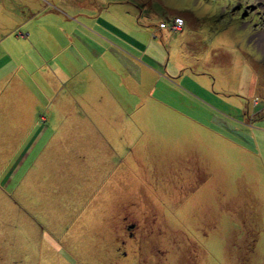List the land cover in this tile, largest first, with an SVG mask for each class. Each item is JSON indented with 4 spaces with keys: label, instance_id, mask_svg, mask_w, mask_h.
Wrapping results in <instances>:
<instances>
[{
    "label": "rangeland",
    "instance_id": "1",
    "mask_svg": "<svg viewBox=\"0 0 264 264\" xmlns=\"http://www.w3.org/2000/svg\"><path fill=\"white\" fill-rule=\"evenodd\" d=\"M159 1L176 9L178 15L184 12L196 29L185 21L184 32L175 33L181 29H171L170 21L155 12L154 18L139 22L137 13L143 10L136 0H0L4 8L0 23L29 33L25 59L37 73L39 68L47 72L46 84L41 82L40 88L38 81L30 83L37 103L32 101L23 115L13 109L16 124L24 129L0 125L4 138L0 143V195L6 197L15 187L5 178L18 162L24 168L13 177L31 171L25 182L27 201L38 200L45 191L58 208L61 205L71 214V223L88 238L84 244L78 237V244L69 233L63 237L56 231L64 243V248L56 249L47 242L55 228L47 221H43L45 227H38L18 207L13 213L25 221L17 229L1 226V252L12 244L16 254L32 257L26 264L40 263L43 255L44 264H58V255L69 249L82 252L74 260L77 264H264V0ZM35 12L41 18L28 21ZM99 15L120 23L131 36L142 41L149 38L157 46L151 47L153 55L163 61L162 70L175 83L172 99H165L172 111L161 104L157 112L147 110L143 99L134 112V134L125 138L127 151L130 142H136L134 151L140 153L133 166L149 185L143 208L138 204L139 185L135 193L127 192L124 201L117 194L108 201L103 183L104 175L108 179L111 173L102 169L109 152L104 138L108 132L103 126L74 125L76 116L68 113L66 104L61 105L63 96L71 98L68 93L75 92L72 80L61 78L56 66L64 76L77 77L82 65L104 61L92 52L100 42L94 45L90 32L103 33L96 25ZM161 22L167 29H159ZM43 28L46 32L42 34ZM13 29L0 32V40L11 38ZM95 49L105 57L114 56V49L106 44ZM16 51L15 59L22 54ZM93 66L106 75L97 63ZM187 85L194 92L185 90ZM242 137H251L253 143ZM242 144H248L254 156ZM156 167L165 179L183 176L173 181L178 192L173 188V195L156 193L155 177H151L159 173ZM92 173L94 179L89 178ZM138 179L130 181L140 183ZM170 187L166 183L162 190ZM160 199L165 200L163 208L151 209L149 202L159 206ZM46 209L45 203L34 207L32 215L50 216L51 209ZM254 237H258L256 243ZM43 240L45 247L40 245Z\"/></svg>",
    "mask_w": 264,
    "mask_h": 264
},
{
    "label": "crops",
    "instance_id": "2",
    "mask_svg": "<svg viewBox=\"0 0 264 264\" xmlns=\"http://www.w3.org/2000/svg\"><path fill=\"white\" fill-rule=\"evenodd\" d=\"M147 7L149 11L144 8L142 9L143 11L141 10L143 13H137V19L139 22L145 18H154L152 14H160L159 11L156 10L157 8L153 9L154 7L151 5ZM3 10L4 8L0 7V15H4ZM38 14L39 12H35L32 17L29 15L28 21L41 18ZM172 22L174 21H170V25ZM184 22L187 23L185 25H188L192 29H196L193 21L191 22L187 17H184ZM96 23L103 33L100 31H96V33L90 32L91 41L94 45L96 41L100 42L96 43L92 52L104 61L95 59L88 65H82L76 74L77 77L64 76L61 68L58 67V65L56 66L57 73L61 78L65 77L68 80H72V90L75 92L73 94L68 93L71 98L61 96V105L64 106L66 104L64 107L68 108V113L72 116H76V122L74 125H80L82 128H88L90 126L93 129L94 125L97 129L99 127L102 129L103 126V129L108 132V137L103 136L108 143L109 152L108 155L103 158L104 165L102 166V169L109 170L111 173L108 179L106 175H104L106 181L103 183V193L105 192L108 196V201L111 200L113 194L121 195L122 198L120 200L124 201L128 196L127 192L130 191L135 193L138 188L137 185H139L140 188L138 192L141 196L138 204L143 208L144 205L141 203H146L144 199L146 197L145 195L148 194L146 189L149 185L144 184L141 179L143 176L138 172V168L133 166L134 163H138L137 160L139 158L137 155L140 153L139 151H134L136 142L131 141L129 144L130 149L127 151L124 149V146L128 143L125 138L126 135L133 136L134 134L135 129L132 124L134 112L140 107L139 105L142 104L143 99L145 100L147 110L150 109L151 111L157 112V108L160 104L162 108L171 110V106L166 101V98L172 99V90L175 83L173 82L172 77L162 70L164 65L163 61L161 59L160 62L157 61L156 56L153 55V49H151V47L154 45V47L157 48V46L152 42H149V38L142 41L138 37L131 36V33L127 32L119 25L120 23H117L114 20H109L103 15H99L96 18ZM77 25L81 27V25ZM185 25L180 32H173L183 33ZM9 29L13 28H7L0 23V32ZM159 29L162 31L167 29V26L165 28L159 27ZM27 30L29 31V28H27ZM43 31L46 32V29L43 28L40 30L41 33ZM12 32L15 34H12L11 38L4 37L0 40V47L4 50L1 49L3 56L1 57L2 59H0V125H4L9 129L10 125H13V129L23 130L24 127L15 122L17 121V118L13 113V111H15L13 109L17 108L18 115H23L26 114L27 110L30 108L32 101L37 103L35 93L33 92L32 95L30 83L38 81V86L41 82L46 84V77L44 76L47 72L43 68H39L37 73L35 66L32 67L30 61L25 59V56L29 55V46L27 44L29 33H23L19 28L13 29ZM110 34H112L113 37L110 36ZM21 42H24V44H20ZM100 44H106L110 48H113L114 56L110 55V57H105L104 54H100L102 52L97 54L95 47L99 48ZM16 50L22 54L15 59L14 56L18 55ZM170 53H172L171 49ZM55 62H58L61 66V62L57 60V57L55 58ZM95 63H97L98 68H103L104 71L106 70V75L98 73L97 69L93 66ZM41 71H43L42 76ZM79 75H81V77ZM189 81H186L185 83L190 84L191 81ZM57 83L61 85V82ZM187 86L192 88L191 85ZM187 86H184L185 90L194 92L193 88L190 89ZM77 93L81 95L83 94V97L80 98ZM5 104L7 106L3 107ZM56 108H60L58 103L56 104ZM10 116H12L11 120ZM80 116L82 117L80 118ZM77 117H79V119H77ZM186 118L188 119L189 117L186 116ZM167 120L168 119H165V121ZM113 131L115 133H113ZM242 138H246L245 141L253 143L251 137ZM3 141L4 138L0 137V143ZM170 142L171 140H168V147L171 146ZM236 145L238 146L237 143ZM239 146L249 152L248 144H242ZM249 153H251V156H254L253 149ZM243 154H245L244 151ZM170 158L174 160V157ZM44 166L45 163L43 167ZM20 168L22 169L24 167L17 162V164L11 168L9 175H6L7 177L5 178L6 182L9 181L8 185H10V187L12 185L15 187L10 191H7L6 197L0 195L4 201V204L0 206V230H2L1 226L11 229L12 227L14 229L21 227L25 220L21 221V219L16 218L15 213H13V210H15L14 208L20 207L32 218V220L36 221L38 227H45L46 225L43 221H47L49 226L55 228V232L50 233L47 237V242H49L54 248L59 250L64 248V243L62 240L59 241L60 238L57 236L56 231L57 233H63V237H66L69 233V235L75 238L78 244L80 243L78 237H80L85 244L88 238L71 223V219L69 218L71 214L61 205L58 208L57 203L53 198L46 195L45 191L38 200L32 199L30 202L27 201V187L25 186V182L28 176H31V171L29 172L28 170V174L21 177L22 181H19L21 178L19 176L15 178L13 177V174ZM156 168L159 170V173L153 172L151 174V177H155L152 178V181L156 182L155 185L153 183L156 193L160 195H173V192H175L173 191V188H177L178 192L180 190L178 184H176L177 186L174 185L173 181L177 178L180 179L183 176H172L169 177L170 179H165L162 175L161 168ZM93 176L94 174L92 173L89 178L94 179ZM40 177L43 178L41 175ZM134 177L139 178L138 180H140V183L137 180L131 182L130 178ZM166 183L170 184L171 187L162 190ZM43 187L41 188L44 190ZM132 188H134V190H132ZM167 190L172 191H169L170 193L166 194V192H168ZM51 196H55V190H52ZM18 198L22 202H20ZM164 201V199H160L159 206L152 205L151 202H149L151 209L156 210L163 208L162 205L164 204ZM44 203L47 208L46 210L50 211L49 209H51L50 216H33L32 210L34 207L39 206L41 208ZM3 211L7 213V216H2L4 214ZM8 215L11 218H8ZM22 217L28 216L22 215ZM11 221H13V223H10ZM66 224L69 225V228ZM91 227H94V224ZM58 228L63 229L57 230ZM257 238L258 237H254L252 242L256 243ZM17 243H19V241H16V244ZM45 243L46 242L43 240L42 243L40 242V245L45 247ZM3 250L6 254L3 251H0V264H26L27 262H31L28 258L32 259V257L28 253H26L28 257L20 253L16 254L17 250H15L12 244H10L7 249L4 248ZM67 252L68 253H65V255H58L60 256L58 264H77L74 260L83 256L81 251L73 253L69 249ZM83 252L88 253L86 251ZM45 257L46 256L43 255L41 262L38 264H44L43 259Z\"/></svg>",
    "mask_w": 264,
    "mask_h": 264
},
{
    "label": "trees",
    "instance_id": "3",
    "mask_svg": "<svg viewBox=\"0 0 264 264\" xmlns=\"http://www.w3.org/2000/svg\"><path fill=\"white\" fill-rule=\"evenodd\" d=\"M136 0L137 3H140L141 5H139V7L142 9H144V7H147V6H153L155 8H157L156 10L159 11V13L161 15H164L168 21H171L175 18H180V19H184V12H182L180 15H178L176 13V9H171L170 6L166 5L165 2H161L159 0ZM173 18V19H172ZM165 22H162L160 23L161 24H164Z\"/></svg>",
    "mask_w": 264,
    "mask_h": 264
},
{
    "label": "built area",
    "instance_id": "4",
    "mask_svg": "<svg viewBox=\"0 0 264 264\" xmlns=\"http://www.w3.org/2000/svg\"><path fill=\"white\" fill-rule=\"evenodd\" d=\"M183 20L182 19H180V18H176L175 20H174V22H172L171 23V29H177V30H180L181 29V27L183 26ZM162 28L163 27H166L167 26V24L166 23H164V24H161L160 25Z\"/></svg>",
    "mask_w": 264,
    "mask_h": 264
}]
</instances>
